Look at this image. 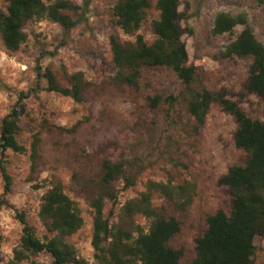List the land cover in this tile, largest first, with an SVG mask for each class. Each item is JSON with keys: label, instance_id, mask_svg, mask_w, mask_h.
I'll return each mask as SVG.
<instances>
[{"label": "rangeland", "instance_id": "obj_1", "mask_svg": "<svg viewBox=\"0 0 264 264\" xmlns=\"http://www.w3.org/2000/svg\"><path fill=\"white\" fill-rule=\"evenodd\" d=\"M54 1L45 0L47 4ZM70 1L82 7L76 15L81 21L74 28L67 30L48 20L32 21L25 29L26 43L15 53L6 49L0 36V126L19 94L34 89L39 69L50 67L63 86H68L66 76L76 72H83L90 83L81 103L47 91L45 80H41V90L26 100L28 115L20 122L18 139L29 150L32 136L41 131L40 158L37 171L31 176L29 152L6 153L12 189L5 194L0 172V264L8 262L20 242L22 225L18 213L27 214L39 237L46 235L38 212L43 193L55 180L61 181L68 196L77 202L85 221L69 242L94 264L90 200L99 193L92 183L99 178L106 159L125 162L127 175L136 179L132 187H126L124 180L115 183L118 197L105 205V216L111 222L118 220L119 210L127 200L146 190L149 181L196 185L193 202L185 210L176 208L159 193L153 194L157 210L180 222L181 230L169 245L183 249L181 263L188 264L195 258L196 239L207 229V217L218 210H231L229 191L218 180L230 167L244 165L248 158L234 144L235 120L213 104L205 124L198 126L188 112L182 82L164 67L145 69L138 89L116 85L110 37L135 40V35L124 34L117 23L113 13L117 0ZM151 1L155 4L157 0ZM6 6L5 0H0V10ZM180 11L184 14L183 41L190 64L198 71L194 87L213 92L225 90L249 117L264 121V100L245 90L252 60L224 56L243 27L237 26L233 33L220 36L212 33L218 13L246 14L256 37L264 43V0H181ZM158 16L153 7L136 33L149 44L156 39L152 23ZM155 96L161 100L153 108L151 99ZM78 122L80 128L75 134L55 129L70 128ZM75 142L78 152L84 148V153L72 154ZM134 222L148 226L141 215H136ZM35 259L44 264L52 262L46 253ZM255 259L257 264H264V239Z\"/></svg>", "mask_w": 264, "mask_h": 264}, {"label": "trees", "instance_id": "obj_2", "mask_svg": "<svg viewBox=\"0 0 264 264\" xmlns=\"http://www.w3.org/2000/svg\"><path fill=\"white\" fill-rule=\"evenodd\" d=\"M6 9L0 10V36L6 49L15 53L28 39L27 25L35 20H48L69 30L81 17L76 18L81 6L70 0H56L47 4L45 0H5ZM181 0H117L114 16L124 34L135 40L123 41L118 35L110 37L112 62L116 68L113 81L120 87L138 89L145 69L164 67L170 69L182 82L183 97L190 115L198 126H203L213 104L231 115L237 125L233 134L234 144L243 150L248 158L244 165L230 167L218 184L228 189L231 196L229 213L218 210L207 217V229L195 243V258L188 264H257L256 255L264 239V121L249 117L238 102L229 99L225 90L213 92L205 87L195 88L198 71L190 64L189 54L183 36L184 14L180 11ZM153 7L159 12L152 23L156 39L152 44L144 36L136 34L148 12ZM88 5H84L87 10ZM237 26L242 31L226 48L224 56L250 58L252 63L245 86L248 94L264 100V43L255 35L246 14L232 15L220 12L216 15L212 33L216 36L233 33ZM38 81L33 90L21 92L10 112L2 119L0 126V172L5 181V194L11 192L12 177L6 166V153L29 152L31 176L37 171L42 142L41 131L32 136L30 149L20 143L18 135L20 122L28 115L26 100L41 90V80L47 83L46 90L60 93L81 103L84 93L90 87L83 72L67 75L68 86H63L47 67L38 71ZM161 98L151 99L155 108ZM80 122L70 128L55 127L60 132L75 134ZM73 144L72 154L79 152ZM126 163L104 160L99 178L93 181L99 193L93 195L90 206L93 210L94 264H182L183 249H175L169 242L180 232L181 224L174 218H166L155 207L153 194L159 193L176 208L185 210L196 194V185L186 182L175 185L171 182L149 181L146 190L135 198L127 200L120 208L118 220L111 222L105 216L108 200L116 201L118 190L115 183L125 181L126 187L136 183L134 176L127 175ZM38 187V186H36ZM136 215L143 216L147 228L135 224ZM38 218L45 228L41 238L30 223L25 212L17 214L22 225L19 244L6 264H44L35 258L42 253L51 256V264H90L83 258L69 238L80 231L85 224L79 205L65 192L59 180L50 181L42 195ZM128 222V226L126 223Z\"/></svg>", "mask_w": 264, "mask_h": 264}]
</instances>
